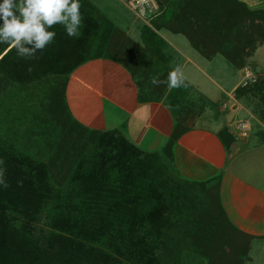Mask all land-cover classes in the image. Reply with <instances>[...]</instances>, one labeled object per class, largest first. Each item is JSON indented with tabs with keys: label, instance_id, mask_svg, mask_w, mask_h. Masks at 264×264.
I'll return each instance as SVG.
<instances>
[{
	"label": "trees",
	"instance_id": "1",
	"mask_svg": "<svg viewBox=\"0 0 264 264\" xmlns=\"http://www.w3.org/2000/svg\"><path fill=\"white\" fill-rule=\"evenodd\" d=\"M155 2L159 15L151 21L153 28L184 36L206 60L220 55L233 68L242 69L264 41V9H250L241 0ZM81 3L79 37L57 33L53 43L32 59L18 58L14 48L0 46V69L27 83L63 76L65 87L72 72L94 58L89 47L102 30V15L88 2ZM143 30L139 45L113 28L106 34L105 52L108 60L130 74L142 93L157 101L169 88L172 58L153 30ZM154 78L161 83L153 85ZM235 93L257 95L254 98L264 109V77L238 87ZM260 118L264 122V110ZM94 133L99 153L79 164L70 179L78 191L74 195L66 192L65 199L49 185L43 166L0 150V171L7 184L0 186V264H77V260L79 264H157L158 243L167 239V217L174 203L187 201L204 216L202 231L211 232L212 251L227 255L234 264L243 263L252 239L228 221L217 185L201 190L204 195L199 199L192 197L190 186L163 179L155 153H146L117 131ZM183 133L176 126L165 149L170 152ZM258 136L264 142V133ZM49 203H53L49 212L50 217L56 216L53 228L58 232L36 236L33 224ZM104 241L123 253L126 263L99 258L95 245Z\"/></svg>",
	"mask_w": 264,
	"mask_h": 264
},
{
	"label": "crops",
	"instance_id": "2",
	"mask_svg": "<svg viewBox=\"0 0 264 264\" xmlns=\"http://www.w3.org/2000/svg\"><path fill=\"white\" fill-rule=\"evenodd\" d=\"M84 1L102 15V25L108 24L124 32L139 45L143 42V29H152L167 47L166 52L172 58L171 69L180 68L184 84L179 88L169 87L163 98L152 100L142 93L122 66L94 57L65 81L63 96L71 120L92 132L117 131L146 152L164 150L175 127L179 126L184 133L170 151L175 171L185 181L203 188L218 186L228 221L252 239L244 264H264V142L258 136L264 133V122L260 118L264 109L251 94L235 93L243 80L245 67L234 68L235 71L227 75V82H234L230 90L224 89L177 38L182 35L153 28L151 21L159 14L144 21L122 0ZM241 1L250 9H264V0ZM116 3L131 14L130 19L122 11L113 10ZM137 31L139 37L134 40L131 35H136ZM263 47L264 41L253 56ZM217 56L203 59L211 63ZM212 87L220 91V97L215 98L216 90ZM195 96L197 103L193 102ZM238 122L249 125L244 135L236 129ZM252 132L253 137L247 139Z\"/></svg>",
	"mask_w": 264,
	"mask_h": 264
},
{
	"label": "rangeland",
	"instance_id": "3",
	"mask_svg": "<svg viewBox=\"0 0 264 264\" xmlns=\"http://www.w3.org/2000/svg\"><path fill=\"white\" fill-rule=\"evenodd\" d=\"M116 4L113 10L122 11V14L130 19L131 14L120 4ZM157 14H159V7ZM136 24L139 26L140 22L137 21ZM58 28V25H54L51 30L65 34L64 30ZM111 30H113L112 26L102 25V30L89 47L90 55L107 59L106 34ZM166 33L171 36L170 33ZM131 37L135 40L139 37V32L137 31L136 35L132 34ZM177 38L188 51L198 57L201 61L200 67L213 78L216 84L224 89L232 88L234 81L227 82L226 79L229 78L227 76L229 73L235 71L233 66L222 56H217L213 62L209 63L200 58L184 37L177 36ZM162 47L164 50L163 45ZM248 62L245 70L253 71L256 81H260V77L264 76V47L258 50ZM245 70L239 87H242L244 83ZM64 79L63 76H54L30 83L20 82L13 79L5 70L0 69V150L29 157L35 164L43 166L49 176V185L53 190L60 191L65 199L68 197L66 192L74 195L78 191L77 187L70 182L72 174L79 169L80 163L96 156L99 149L94 139L95 133L76 124L68 115L63 96ZM212 88L216 90L215 98L220 97V91ZM197 100L195 96L193 102L197 103ZM252 137L253 132L247 139ZM146 153L156 154L158 168L163 173L164 180L168 182L176 180L185 186H190L193 191L192 197L196 195L199 199V196L204 195L200 192L201 190L209 191V188H202L200 185L196 187L182 179L175 171L170 152L166 149ZM188 204V201L178 205L174 203L173 213L167 217L166 242L158 243L157 264H234L231 259L228 261L227 255H218L217 251H212L214 240H211V232L202 231L204 216H201L199 211L191 209ZM52 206L53 203H49L47 207L43 206L37 218L38 221L33 224L36 236L58 232L53 228L57 225L55 224L56 216L50 217L52 212L49 210ZM104 243L95 245L100 250L99 258L106 257L109 263L110 261L126 263L123 253L108 242L104 241ZM246 259H243L242 264ZM76 263L79 264L80 261L77 260Z\"/></svg>",
	"mask_w": 264,
	"mask_h": 264
},
{
	"label": "clouds",
	"instance_id": "4",
	"mask_svg": "<svg viewBox=\"0 0 264 264\" xmlns=\"http://www.w3.org/2000/svg\"><path fill=\"white\" fill-rule=\"evenodd\" d=\"M81 0H0V46L15 49L18 58L32 59L53 43L61 25L68 37H79L83 16ZM153 85L161 83L152 80ZM171 88L183 86L179 67L168 73ZM0 186L7 187L0 171Z\"/></svg>",
	"mask_w": 264,
	"mask_h": 264
},
{
	"label": "built area",
	"instance_id": "5",
	"mask_svg": "<svg viewBox=\"0 0 264 264\" xmlns=\"http://www.w3.org/2000/svg\"><path fill=\"white\" fill-rule=\"evenodd\" d=\"M123 3L133 11L140 19L147 21L152 19L158 13V7L154 0H122ZM256 77L253 71L245 70V79L242 86L254 84ZM236 129L243 135L249 130V125L246 122H238Z\"/></svg>",
	"mask_w": 264,
	"mask_h": 264
}]
</instances>
